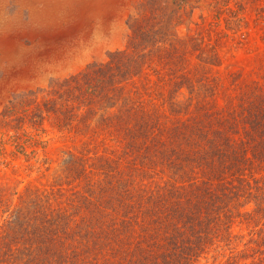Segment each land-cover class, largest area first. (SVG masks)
I'll use <instances>...</instances> for the list:
<instances>
[{"label":"trees","instance_id":"trees-1","mask_svg":"<svg viewBox=\"0 0 264 264\" xmlns=\"http://www.w3.org/2000/svg\"><path fill=\"white\" fill-rule=\"evenodd\" d=\"M200 2L139 0L124 48L20 117L82 149L48 185L0 187V264H264V0H212L181 36ZM224 48L254 62L225 74Z\"/></svg>","mask_w":264,"mask_h":264},{"label":"rangeland","instance_id":"rangeland-1","mask_svg":"<svg viewBox=\"0 0 264 264\" xmlns=\"http://www.w3.org/2000/svg\"><path fill=\"white\" fill-rule=\"evenodd\" d=\"M211 1L201 0L192 22L180 27L181 36L197 32L202 17L206 22L212 20ZM138 2L0 0V147L2 141L7 142L0 151L1 161H6L0 164L1 188L16 191L28 183L48 185L60 177L66 153L82 149L81 142L62 134L50 118L42 122L19 119L26 110H36L54 81L105 59L109 51L124 48L130 33L128 18ZM258 44L261 41L256 38L251 47ZM223 55L224 73L254 62L242 49L224 48ZM31 90L35 93L26 96ZM25 97L32 102H21ZM6 109L8 114L4 113ZM30 133L49 141L46 149L43 144L27 149L31 155L35 149L38 159H46V164L36 162V158L27 161L22 152H17L16 143L21 144Z\"/></svg>","mask_w":264,"mask_h":264}]
</instances>
